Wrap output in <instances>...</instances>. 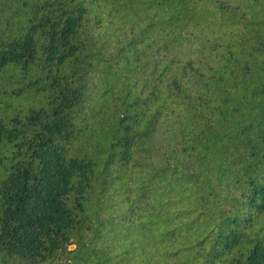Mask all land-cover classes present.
<instances>
[{
    "label": "trees",
    "instance_id": "16d2710c",
    "mask_svg": "<svg viewBox=\"0 0 264 264\" xmlns=\"http://www.w3.org/2000/svg\"><path fill=\"white\" fill-rule=\"evenodd\" d=\"M0 264H264V0H0Z\"/></svg>",
    "mask_w": 264,
    "mask_h": 264
}]
</instances>
